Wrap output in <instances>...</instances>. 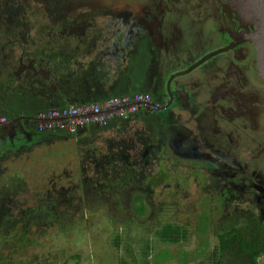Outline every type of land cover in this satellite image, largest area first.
Here are the masks:
<instances>
[{
    "label": "rangeland",
    "instance_id": "1",
    "mask_svg": "<svg viewBox=\"0 0 264 264\" xmlns=\"http://www.w3.org/2000/svg\"><path fill=\"white\" fill-rule=\"evenodd\" d=\"M18 1L22 2L21 5L13 3L17 2L16 0H0V83L6 81L11 86H18L20 91L22 88L30 91V88L34 90L38 87V84L31 82V78L25 72L22 71L17 76L20 57L26 52L24 56L26 59L32 58L33 61H37L43 58L42 68L49 72L55 82L60 77L69 80L72 76L79 75L81 83L88 82L94 85L89 88V94L84 96L80 93L70 104L86 101L85 98L111 95L108 89L111 84L108 81H112L111 77L121 69L123 62L113 63L112 71L108 68L103 69V77L106 78L103 82L106 84H100L102 79L100 82H92L90 74L79 73L78 70L84 67L77 64L78 59L73 58V55L61 51L58 47L46 46L49 41L45 40L44 34L49 35L52 32L53 35H57L61 30V22L53 19L56 10L53 4L47 3L44 7L36 9L35 7L40 5L37 0ZM94 14L91 13V16ZM123 22L124 18L121 17L119 21L101 27V31L110 33ZM135 26L137 33L128 43L132 49L144 43L141 42V35L145 33L144 27L140 25L133 27ZM102 44L104 40L101 39V35L90 41L91 48L86 53V61L113 58L117 54L112 47L108 51H100ZM215 44L216 41L213 42L212 48L199 46L201 48H198V51L205 53L214 50ZM109 45L112 46V43ZM189 57V50L184 49L173 61H165L162 65L164 77H169L173 72L176 75L186 70ZM124 58V54H118V60ZM79 64L83 65L81 62ZM200 69L197 68L193 72ZM156 71H158L156 65L150 69V72ZM190 75L191 73L175 78L173 84L177 81H188ZM256 79L264 83L258 72ZM157 82L163 84V79H158ZM39 84L47 91L51 86L48 83ZM8 93L13 94V89H9ZM176 110L177 107L174 115L178 117ZM2 111L0 107V118H3ZM184 114L174 118L169 127L164 159L157 154L153 155L152 162L142 171L140 162H132L135 158L134 153L129 161L121 158L119 149L114 147L116 157L109 160V165L105 164L99 155L96 156L97 161L93 170L97 171L99 177H105L98 187L85 192L84 185L80 184L83 179L81 175L73 177L74 181L71 182L58 180L60 184L79 186L69 195L70 198L63 200L58 195L52 198L50 194L45 193V189H50L48 186L50 183L46 182L48 176L42 173L41 166L45 163L43 156L52 151H60L61 157L57 162L60 165L59 169L69 161L75 165L74 158L77 159L76 165H79L78 161L82 160L81 151L77 150L71 155V147H76V144L59 139L43 147L38 143L44 136L25 134L22 128L27 124L24 122L19 120L13 123L11 131L8 125L0 123V264H121L122 258L131 264L132 256L140 264L145 244L153 248L148 254L150 261L154 260L155 253H160L165 248L173 256L166 264L181 263L179 253H189L188 264H198L200 261L206 262L210 252L217 246L215 233L228 211L232 212L235 209L250 211L256 217L264 219V193L257 192L247 184L244 185V189L237 190L236 180L231 181L229 178L217 180V177L205 171L201 179L185 174L190 168L204 170L209 165L215 170L229 167L238 172L248 167L247 176L260 177L264 180V154L255 159L247 158L249 154L246 157L239 152L240 148L233 154L234 151L229 150L231 146H224L222 142L220 145L231 152L228 156L222 155L210 146V143L216 141L205 137L206 133H211L210 129L204 130L208 128L199 126V121H190ZM262 114L260 117L257 116V122L264 128V112ZM36 118L37 116H34L32 120L36 122ZM148 122L156 136L158 129L154 119ZM196 126L202 129H196ZM133 130L130 129L129 134ZM85 133L76 135L90 137ZM100 135L104 138L105 133ZM223 148L220 151L224 152ZM47 161L52 165L56 162ZM133 164L136 167L133 168ZM158 171H165L167 173L165 177L168 178H163L160 182L158 177L153 178V174L159 173ZM169 171L172 172V176L168 175ZM146 173L147 176L151 174L153 177L146 178ZM92 174L96 176L95 171ZM224 179L234 187L232 189L234 195L229 202L231 204L227 207L212 205V199L216 195L214 183ZM20 184L22 186H19ZM136 194L141 196L137 202L133 201ZM38 199L43 200L44 204L40 205ZM141 205L144 207V213L139 216L134 208ZM32 207L37 209H31ZM202 210L208 212L210 223L207 222L209 219H203ZM166 224L184 229L187 233L185 240L171 246L159 243L151 232ZM117 237L120 240L119 250L114 247V240ZM259 262L264 264V259Z\"/></svg>",
    "mask_w": 264,
    "mask_h": 264
},
{
    "label": "flooded vegetation",
    "instance_id": "2",
    "mask_svg": "<svg viewBox=\"0 0 264 264\" xmlns=\"http://www.w3.org/2000/svg\"><path fill=\"white\" fill-rule=\"evenodd\" d=\"M16 1L13 3L21 5L22 2ZM25 1L28 2L29 0ZM37 1L40 5L36 6V9L44 7L47 3L53 4V7L56 8L53 19L61 22V30L57 35H53L52 32L49 35L44 34L45 40L49 41L46 46L50 48L58 47L61 51L73 55V58L78 59L79 63H83V65L77 63L80 67H84L79 70L77 68L80 74H86L84 72L98 70V68L99 70L109 69L114 61L123 62L122 66L126 64L128 62L126 49L129 47L128 43L130 42L128 40L137 33V26H133L140 25L144 27L145 33L141 35V42L148 41L149 43L151 41L150 43H152L153 40L158 49V52L156 51L157 59L153 61L152 65V67L156 65L158 71L150 72L152 67H148L147 79L144 85L151 88L153 93L156 92L154 86L160 85L161 89L158 100L150 95L158 103L159 109L149 115L141 114V116L153 118L154 115L159 114V116L165 118L164 120L169 119L172 124L174 118H178L185 113L184 115L190 118V121H199V126L208 128L204 130L210 129L211 133H206L205 137L216 141L210 143V146L216 152L222 153V155L227 154V156L231 153L220 145L224 142L222 145L231 146L229 150L234 151L233 154L237 150L239 151V148V152L246 157L249 154L247 158L255 159L264 154V128L260 127L257 122V116L260 117L264 112V83L256 79L257 68L252 45L245 42L209 58V55L214 52L231 44L234 45L244 35H239L244 31L241 28L244 26L235 20L232 6L228 0ZM91 13H95L94 16H91ZM121 17L124 18V22L120 23L119 27L110 33H102L101 27L119 21ZM100 35L101 39L104 40V44L99 50L105 52L112 47L116 53L118 51L121 54L124 53V60H118V56L114 55L113 58L86 61V53L91 48L89 46L90 41ZM214 41H216L214 50L205 53L198 51V48L202 46L212 48ZM108 43H112V46ZM184 49H188L190 53L188 68L176 73V75L173 72L169 77L164 78L162 75L164 62L173 61ZM160 51L163 54H161V57H159ZM25 54L26 52H23L20 57L17 76L20 75V72H25L31 78V82L38 84V87L34 89L35 91L41 89L51 98L57 92L59 85L64 84V81L65 83L69 81L67 78L63 80L60 77L55 82L49 72L42 68L43 58L33 61L32 58H24ZM24 59H26V62ZM203 59L204 61L196 68L185 73ZM197 68L201 69L194 73H204V87L196 88L194 82L190 79L188 81H177L173 84L175 78L190 73L192 75V72ZM219 74H222V76L220 75L221 82L216 83ZM170 78L173 79L168 84ZM158 79H163V84H159ZM53 82H55V85ZM39 83H48L51 86L47 91ZM81 84L83 88L94 87L91 83L84 84L83 82ZM175 85H177L176 89L174 88ZM169 95H172V101ZM89 100H97V97ZM176 107L178 117L174 115ZM21 116L23 117L20 119L22 122L24 116ZM171 124L166 127L167 131ZM148 126L151 127L150 124ZM199 126L195 128L201 130L202 128ZM163 140L164 144L161 151L164 153L167 133ZM221 148L224 149V152L220 151ZM247 161L249 159L246 160V165H248ZM202 171L217 177V180H220V178H229L231 181L236 180L239 187H237V190L244 189V185L247 184L257 192L264 193V180H261L260 177L247 176L248 167L238 172L229 169V167L215 170L209 165ZM199 179H201V176ZM245 179H247V182H245ZM216 182V188L219 186H226L231 190L234 188L225 179Z\"/></svg>",
    "mask_w": 264,
    "mask_h": 264
},
{
    "label": "trees",
    "instance_id": "3",
    "mask_svg": "<svg viewBox=\"0 0 264 264\" xmlns=\"http://www.w3.org/2000/svg\"><path fill=\"white\" fill-rule=\"evenodd\" d=\"M141 52L142 51H140V53ZM141 55L142 54H140V56ZM149 60L150 57L148 55L146 56V52L141 58L138 57L135 60L134 63L137 64L136 68H134L135 73L132 75V80H129L131 83V90H122L116 93V95L144 92L152 95L158 100L161 89L160 85L154 86L156 88L155 93H153L151 88L145 87L144 83L138 85L140 77L143 76V78H145L146 76L143 72L145 67L144 62ZM13 87L14 86H11L6 81L0 83V107L3 109L1 115L6 120L16 119L23 115L24 120L22 122L27 124V126L22 129L25 134L30 136L37 134L32 120L34 116H37L39 113L47 112L51 108H67L71 105V101H74L80 93H83L85 96L90 92L89 88H83L79 75L71 77L68 82L59 85L57 92L51 98L41 89L35 91L30 88V91H26V89L22 88V91H24L22 92L19 90L18 86ZM9 89H13V94L8 93ZM85 99V103H89V98ZM79 103L83 102L81 101ZM151 118L152 117H143L138 114L128 120L113 119L104 127L98 129L96 127L87 128L86 133H84L86 136L90 137H78L76 134H69L63 130H54L40 134L39 136L44 137L40 139L41 141L38 145L47 147L49 144L61 139L64 142H71L73 145L76 144L75 146L77 148L71 147V155H74L75 151L80 150V156L82 157V160L78 161L79 165H76L77 159L74 158L76 162L75 165L71 164V161H69L67 165L59 169L60 165L57 162L61 157L60 151H52L44 155L43 158L45 159V163L41 166L42 173L44 176H48L47 181H45L50 183L48 185L50 189H45V193L47 195L50 194L52 198L56 195L62 200L67 199V197L70 198L69 195L73 193L75 189L79 188V186L76 185L73 187L68 184H60L58 180L71 182L73 177L78 175L83 176L80 184L84 185L85 192L98 187L101 184V180H104L105 177H99L97 171L93 170V166L96 165L95 163L97 161L96 156L99 155V157L105 161V164L109 165V160L116 157V152L113 150L114 147L119 149L120 154H118L121 158H126L129 161L133 156L132 153H134L133 157L135 158L132 162H140L142 171L152 162L153 155L157 154L161 159H164V153L161 151V148L164 144L163 138L168 132L166 127L171 123L169 119L166 118V120H164L165 118L159 116V114L154 115L152 119H154L155 126L158 129L157 135L155 136L152 128L148 126V121H150ZM130 129H134L131 134H129ZM102 133H106L104 138L100 135ZM126 135L127 137H125ZM137 145L140 146L138 147ZM46 160L56 162H53L52 165L48 163V161L46 162ZM134 167H136L135 164H133V168ZM94 171L96 176L92 174ZM155 174H153V177L151 174L147 176L146 173V178L158 177L157 179L159 182L162 181L163 178H168L165 177L167 176L165 171ZM161 174L165 175L162 176ZM185 174L200 178V176L203 175V171L190 168ZM168 175L172 176V172L169 171ZM157 179L156 181H158ZM19 186H22V184ZM216 186L217 182H215L216 195L213 199L211 198L212 202L215 204L212 203V205L229 206L231 204L229 202L232 200V195H234L233 191L226 186H219L216 191ZM140 198L141 196L136 194L133 201L137 202ZM206 200L207 198L205 201ZM37 201L40 205L44 204L41 199ZM31 209H37V207H32ZM134 211L137 215L141 216L144 213V207L142 205L137 206L134 208ZM202 216L203 219H209L207 222L210 223V216L206 210H202ZM151 233L157 238L159 243L169 246L176 245L187 237V233L184 229L172 224L163 225L159 229L155 228ZM215 234L218 242L217 246L210 252L206 262L200 261L198 264H260L259 261L264 259V219L256 217L252 212L239 211L237 209L232 212L228 211L220 221ZM119 242V238H115L114 247L118 250ZM152 249L153 248L149 246V244L143 246V260L139 262L140 264H166L167 261L173 259L172 254L164 248L160 253H155L153 256L154 260L150 261L148 259V254ZM196 252L198 253L199 250H196ZM180 256L181 263L179 264L189 263V253H179V258ZM120 262L121 264H130L124 258H122ZM131 264H138V261L134 259L133 256Z\"/></svg>",
    "mask_w": 264,
    "mask_h": 264
},
{
    "label": "built area",
    "instance_id": "4",
    "mask_svg": "<svg viewBox=\"0 0 264 264\" xmlns=\"http://www.w3.org/2000/svg\"><path fill=\"white\" fill-rule=\"evenodd\" d=\"M159 105L147 93H132L116 97H106L89 103H74L67 108H51L39 113L35 131L38 134L63 130L69 134L86 132L87 128L104 127L113 119L128 120L135 115L157 111ZM0 123H6L4 117Z\"/></svg>",
    "mask_w": 264,
    "mask_h": 264
},
{
    "label": "water",
    "instance_id": "5",
    "mask_svg": "<svg viewBox=\"0 0 264 264\" xmlns=\"http://www.w3.org/2000/svg\"><path fill=\"white\" fill-rule=\"evenodd\" d=\"M231 4L234 14L235 20L240 24L243 25V32L239 33V35L244 34L241 38L236 41L233 45L223 48L213 54L209 55L213 57L217 54L222 52L228 51L233 48V46L249 42L253 50L255 52V64L257 68V72L259 73L260 78L264 81V0H228ZM236 36V35H234ZM197 63L195 66H192L189 70L185 73L196 68L201 62ZM184 74V73H181ZM173 78H170L168 84L171 82ZM168 92H169V85H168ZM172 101V95H169ZM170 101V102H171ZM171 104V103H170ZM23 117H19L17 119H13L8 121L9 123H13L22 119Z\"/></svg>",
    "mask_w": 264,
    "mask_h": 264
},
{
    "label": "crops",
    "instance_id": "6",
    "mask_svg": "<svg viewBox=\"0 0 264 264\" xmlns=\"http://www.w3.org/2000/svg\"><path fill=\"white\" fill-rule=\"evenodd\" d=\"M131 38H129L128 41H130ZM150 42L151 41H149V43ZM149 43H148V41H144V43L140 47L137 46L136 49H132V46L129 47L130 49L127 47V49H126V51H127V53H126L127 58L126 59H127L128 62L126 64H124L121 67V69H119V71H116L114 77H111L112 78V81H108V83L111 84V86H109V88H108L110 90L109 93H112V94L111 95H108L107 94L106 96L101 97V98L116 97V96H121V95H127V94H121V93H120L121 95H116V93H119L122 90H127V91H130L131 90V88H130L131 87V83L128 80H132V75L135 73L134 72V68H136V65L137 64H135L134 62H135V60L138 57L141 58L142 55L145 54V52H146V56L148 55L150 57V60L149 61H145L144 62V66L146 68L144 67L145 69H144L143 72H144L145 75H147V73H148L147 68L148 67L149 68L152 67L153 61L155 59H157L156 53L158 52L157 47L154 45V41L152 40V43H150V45H149ZM140 51H142V52L140 53ZM118 54H121L120 51L117 52L116 57L118 56ZM122 54H124V53H122ZM140 54H142V55L140 56ZM161 54H162V51L159 52V57H161L163 55V54L162 55ZM194 58H196V57H194ZM113 63L116 64L117 62L116 61L112 62L111 66L109 67L110 71H112ZM84 73H88V74H90L92 76V78H93V80H91L92 82H100V80L102 79L100 84L101 85L106 84V82H103V79H105V81H106V78L103 77L104 70H99V68H98V70H89V72H84ZM88 74H86V75H88ZM162 75L164 76L163 71H162ZM220 75L222 76V74H219L218 75V80H217L216 83L221 82L220 81ZM146 79H147L146 76H145V78H143V76L140 77L139 82H138V85L139 84L140 85L143 84L146 81ZM120 80H123V81H120ZM190 81H193L194 82L196 88H202V87H204V85H205V83H204V73L203 72H200V74H199V73H194L193 72V74L190 75ZM175 87H177V85H175L174 88ZM137 93H142V92H137ZM97 99H100V98H97ZM82 102L85 103L86 101H82ZM89 102H91V101L89 100ZM19 117H22V116H19ZM145 117H147V116H145ZM11 120H13V119H11ZM8 121H10V120H8ZM8 121L4 125H8L9 128H10V131H11V125L13 123L19 122V120L18 121H15L13 123H9ZM105 135H106V133H105Z\"/></svg>",
    "mask_w": 264,
    "mask_h": 264
}]
</instances>
